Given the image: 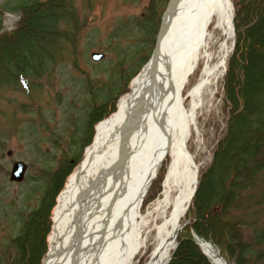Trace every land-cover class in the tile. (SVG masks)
I'll return each instance as SVG.
<instances>
[{
	"label": "trees",
	"instance_id": "obj_1",
	"mask_svg": "<svg viewBox=\"0 0 264 264\" xmlns=\"http://www.w3.org/2000/svg\"><path fill=\"white\" fill-rule=\"evenodd\" d=\"M145 1L142 13L116 18L103 34L87 28L86 16H79L72 0H6L0 5V12L20 15L13 29L0 26V90L36 97L37 88L59 82L58 87L77 90L82 103L78 108L69 96L56 102L58 120L31 104L28 111L14 107L6 118L0 153L7 142L22 143L34 173L19 183L25 189L17 200L10 197L14 205L29 209L20 211L18 231L10 235L13 252L2 264H40L45 255L57 194L91 142L94 125L115 110L153 48L168 0ZM231 2L235 42L222 77V134L210 163L199 170L187 210L190 221L178 232L166 264H212L193 233L214 243L230 264H264V0ZM93 48L106 57L94 70H80L77 61L87 59ZM18 113L29 115L19 120ZM164 173L162 166L143 204L159 195Z\"/></svg>",
	"mask_w": 264,
	"mask_h": 264
},
{
	"label": "bare ground",
	"instance_id": "obj_2",
	"mask_svg": "<svg viewBox=\"0 0 264 264\" xmlns=\"http://www.w3.org/2000/svg\"><path fill=\"white\" fill-rule=\"evenodd\" d=\"M154 61L132 78L116 109L95 126L91 143L56 198L42 264H132L146 245L141 205L158 166L167 163L161 196L150 213L154 242L146 264H165L175 247L199 168L187 147L197 110L223 67L232 36L230 0H172ZM219 43V63L210 41ZM204 64L196 81L189 77ZM51 226V225H50ZM213 264L224 262L199 238Z\"/></svg>",
	"mask_w": 264,
	"mask_h": 264
},
{
	"label": "rangeland",
	"instance_id": "obj_3",
	"mask_svg": "<svg viewBox=\"0 0 264 264\" xmlns=\"http://www.w3.org/2000/svg\"><path fill=\"white\" fill-rule=\"evenodd\" d=\"M4 1L6 0H0V5ZM72 1L74 2V6L79 16L80 17L86 16L87 28H97L98 30L101 31L102 34L105 33L112 26L116 18L125 15L134 16L142 13L144 5L146 3L145 0H143L139 4L128 3L125 0H72ZM19 16L20 15L17 12H0V26H2V29L5 31H9L13 29L19 20ZM215 35L219 36L220 41L218 40L215 43V38L211 39L210 41L209 50L213 53L214 56L212 60L213 65L219 63L220 61L221 55L219 53L218 47H219V43L221 42V39L224 38L219 34V31H217ZM227 45L229 49L225 55V59L228 57L233 47L232 36L227 40ZM92 51H102V50L93 48L88 51L87 59L85 57L79 58V60L77 61V65L80 70L90 71L95 69L94 67L96 62L92 61L89 57V54ZM151 51L152 50H150V53L147 54V59L145 63L148 61L151 55ZM203 64H204V59H200L197 69L189 77V84L186 86V89L190 88V86L196 81ZM223 65H224V61H223ZM224 69L225 66L220 67L217 70L218 74L216 75V78L215 77L211 78L212 84L210 85V94L205 95L202 106L197 110L196 122L191 126L192 135L190 136L187 142L188 150L194 156L195 162L199 167L198 168L199 170L203 167H206L210 163L213 154L214 144L222 134V127L224 124V114L222 109V77L224 74ZM65 77L66 76H64V78L61 79L64 85L66 84V80H67ZM129 84L127 86L126 92L123 93L121 96H119V98L117 99V103L120 97L126 94L127 91L129 90ZM58 86H59V82L53 87L45 85L44 87L37 88L36 90L34 88L35 92H37L36 97H30V94L23 90L4 91L3 89H1L0 90V132L2 131V129L5 130L6 118L10 116V112H12V109L14 107L18 108L20 105L27 111L28 109H30L29 107L30 104L31 106L39 105L38 108H41L43 112L45 111L53 112V114L56 115L55 117L56 120L59 119L60 111H61L59 107L60 105L58 106L56 102L59 104V101L61 99L63 101V98H66L68 96L74 97L77 100V102H75V105H77L78 108L82 106V103L78 101V98H80V96L77 90H74L69 86H65V87H58ZM27 89L29 91V88ZM30 91H32L31 88ZM56 97H58V99H55ZM117 103H116V107H117ZM28 115L29 114L22 115L18 113L17 117L19 118V120L21 119L24 120L26 117H28ZM95 126L96 124L93 127L91 141L95 133ZM85 147L82 148L80 154L78 155L79 157H77L76 163L74 164L72 170L80 162ZM8 150L11 151V155H7ZM0 155L4 156V158L0 160V264H2L9 257L8 254L10 253L12 254L13 252V246L10 245V235L15 234L18 231L20 223L17 222V219L20 220V211L24 210L23 208L29 209V207L27 206L24 207L17 204L14 205V201L10 200L11 196L14 197L16 196L15 200H17L18 193L25 189L24 186H21L19 183L9 182L8 176H9L11 164L15 160H21L27 163L28 167L25 173V178L28 177L30 174H33L34 172L32 171L33 169L31 168L30 162L27 159L28 151L22 143H18L15 140L11 142H7L3 150V153H0ZM74 161L75 160H72V163H74ZM161 166L165 167V173H164V177H165L167 170V163L163 162ZM162 183H161V190H162ZM160 196H161V191L159 195L149 203L143 204L142 202L141 212L144 215L146 224H144L141 227V229H142V237L146 239V245L142 247L141 250L137 253L132 264H146V260L151 250L154 247L153 237L155 232L152 228L154 214L153 213L151 214L150 211L152 210L153 205ZM56 198H55V204L50 211L51 226L46 235L47 250H48L47 239L52 227V221H53L52 214L54 207L56 205ZM9 202L14 206L10 204L5 209H2V207H4ZM33 203L34 200L30 201V208L32 207ZM187 221H190V218L187 216V212H186L180 220V227L183 225V223H186ZM47 250L43 258L46 256ZM43 258L41 259V262ZM41 262L40 264H42Z\"/></svg>",
	"mask_w": 264,
	"mask_h": 264
},
{
	"label": "water",
	"instance_id": "obj_4",
	"mask_svg": "<svg viewBox=\"0 0 264 264\" xmlns=\"http://www.w3.org/2000/svg\"><path fill=\"white\" fill-rule=\"evenodd\" d=\"M171 2H172V0H168V3L166 5V8H165V10H164V12H163V14L161 16L160 23H159V28H158L157 35H156V39H155V43H154V47H153L152 53L150 55L149 61L150 60L151 61H154L155 60V54H156L157 47H158V41L162 42V40H163V36H164V21H165V18L173 10V8H174L171 5ZM232 19H233V16H232ZM232 35H233V45H234L235 38H234V28H233V24H232ZM89 56H90V58L93 61H96V62L97 61H101V60H103L105 58V54L103 52H100V51H92V52H90V55ZM224 63H226V59H224ZM7 155H11V151L10 150H8ZM161 164L157 167L158 169L160 168ZM27 167H28V165L24 161H21V160H15V161H13L12 164H11V167H10L8 180L10 182H14V183H20L21 181H23V179L25 177V173H26ZM156 174H154V176L150 180V182L148 184V187H149L151 181L155 178ZM197 175H198V171H196V176H195V180H194L195 182H194V188H193L192 196L194 195V193L196 191V186H197V182H198ZM148 187H147L146 191L148 190ZM192 196L190 197V201H191ZM176 240H177V233H176ZM198 240H199V237L196 236L195 237L196 243L201 248V251L203 252V254L207 256V254L202 249L201 244L199 243ZM176 244H177V242H175V247H176ZM224 262L225 263L227 262L226 259H224Z\"/></svg>",
	"mask_w": 264,
	"mask_h": 264
}]
</instances>
